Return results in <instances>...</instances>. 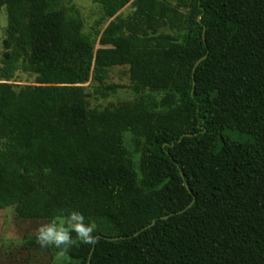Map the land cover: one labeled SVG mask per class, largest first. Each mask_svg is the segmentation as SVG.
<instances>
[{"label": "trees", "instance_id": "trees-1", "mask_svg": "<svg viewBox=\"0 0 264 264\" xmlns=\"http://www.w3.org/2000/svg\"><path fill=\"white\" fill-rule=\"evenodd\" d=\"M92 1L93 38L59 0H0V210L94 221L62 264H264V0ZM122 66L134 100L90 109Z\"/></svg>", "mask_w": 264, "mask_h": 264}, {"label": "rangeland", "instance_id": "rangeland-1", "mask_svg": "<svg viewBox=\"0 0 264 264\" xmlns=\"http://www.w3.org/2000/svg\"><path fill=\"white\" fill-rule=\"evenodd\" d=\"M177 4L178 0H167ZM62 7H74L78 10L83 20L84 32L94 37L105 30L111 20H104L102 9L92 0H59ZM129 5L124 7L116 15L124 18L129 15ZM6 28L5 11L0 10V63L2 60L4 30ZM166 31V30H165ZM99 37L97 38L98 41ZM97 48V46H96ZM1 67V65H0ZM35 77L31 74L17 70L14 78L9 82L15 88L34 85ZM103 85H116L115 94L102 99L94 95L91 82L83 87L88 94V105L90 109L103 110L111 105L122 102H132L134 96L131 90V82L127 66L113 67L107 72ZM47 223L45 220H20L15 217L11 208L0 210V264H58L51 248H41L36 243V230ZM68 261V260H66Z\"/></svg>", "mask_w": 264, "mask_h": 264}, {"label": "clouds", "instance_id": "clouds-1", "mask_svg": "<svg viewBox=\"0 0 264 264\" xmlns=\"http://www.w3.org/2000/svg\"><path fill=\"white\" fill-rule=\"evenodd\" d=\"M97 229L94 221L86 223L84 215L78 210L61 212L49 222L41 224L36 230V243L41 248H51L55 251V259L62 264L73 247L94 245Z\"/></svg>", "mask_w": 264, "mask_h": 264}, {"label": "water", "instance_id": "water-1", "mask_svg": "<svg viewBox=\"0 0 264 264\" xmlns=\"http://www.w3.org/2000/svg\"><path fill=\"white\" fill-rule=\"evenodd\" d=\"M196 64H197V63H196ZM195 66H196V65H195ZM185 187H186L187 191L190 192L189 188H188L187 186H185ZM189 206H190V205H189ZM189 206H188V207H189ZM163 219H165V218H163ZM153 224H154V222L151 223V226H152ZM118 239H123V238H113V239H109V240H110V241H113V240H118Z\"/></svg>", "mask_w": 264, "mask_h": 264}]
</instances>
